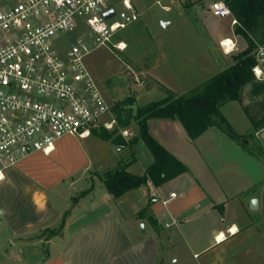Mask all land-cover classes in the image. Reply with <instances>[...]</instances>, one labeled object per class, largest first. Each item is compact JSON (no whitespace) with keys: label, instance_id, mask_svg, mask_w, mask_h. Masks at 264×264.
I'll list each match as a JSON object with an SVG mask.
<instances>
[{"label":"crops","instance_id":"obj_1","mask_svg":"<svg viewBox=\"0 0 264 264\" xmlns=\"http://www.w3.org/2000/svg\"><path fill=\"white\" fill-rule=\"evenodd\" d=\"M245 116L254 134L243 142L217 127L192 138L177 119H150V133L187 171L118 198L102 176L122 155L99 134L65 136L49 155H29L0 182V264H264V126ZM133 149L128 170L144 174L153 154L143 140Z\"/></svg>","mask_w":264,"mask_h":264},{"label":"built area","instance_id":"obj_2","mask_svg":"<svg viewBox=\"0 0 264 264\" xmlns=\"http://www.w3.org/2000/svg\"><path fill=\"white\" fill-rule=\"evenodd\" d=\"M164 1L156 2L170 11ZM110 8L116 12L106 19ZM208 12L241 26L225 0H211ZM139 18L133 0H0V182L29 155H49L65 136L85 138L94 128H113L111 106L85 64L88 38L124 51L127 43L114 42L116 34ZM229 39L231 51L221 41L225 53L237 46ZM254 43L252 71L264 82V42ZM121 134L133 136L128 128Z\"/></svg>","mask_w":264,"mask_h":264},{"label":"rangeland","instance_id":"obj_3","mask_svg":"<svg viewBox=\"0 0 264 264\" xmlns=\"http://www.w3.org/2000/svg\"><path fill=\"white\" fill-rule=\"evenodd\" d=\"M156 1L133 0L140 18L120 30L114 40L125 41L126 50L118 51L111 45H99L88 38L90 52L85 57V64L111 106V113L107 115L109 120H117L114 105L133 93L137 104L160 100L168 95L165 86L171 80L173 89L183 93L231 65L234 55L248 46V39L235 33L231 17H217L208 12L211 0H165L171 6L170 11H165ZM116 7L121 8L118 4ZM163 22H171V26L164 28ZM249 36L253 41H259L257 34L249 32ZM225 38H233L236 42V48L230 53H225L221 46ZM143 70L163 84L148 79ZM143 79L146 81L144 88L138 84ZM263 99L264 95H253L251 85H246L239 103L222 106L221 111L239 129L236 131L232 127L242 141L254 133L246 127L248 120L241 106L243 109L244 106L257 108ZM120 125L117 120L108 130L121 133ZM110 152H115L114 146Z\"/></svg>","mask_w":264,"mask_h":264},{"label":"trees","instance_id":"obj_4","mask_svg":"<svg viewBox=\"0 0 264 264\" xmlns=\"http://www.w3.org/2000/svg\"><path fill=\"white\" fill-rule=\"evenodd\" d=\"M225 1L241 25L236 27L235 33L248 39L247 48L234 55L231 65L186 93L175 94L168 90V95L162 99L138 106L136 113L133 108L135 97L120 100L114 105L120 126L123 129L133 126L136 131V135L128 140L113 130L93 129L94 133L111 140L116 146L124 145L120 151V163L102 176L114 197L118 198L149 181L160 186L187 171V166L150 133L148 121L152 118L177 119L192 138L200 136L210 127H217L229 137L240 139L221 108L228 102L240 101L246 85H251L253 95H264V82L257 80L252 71L255 43L249 36V32H253L258 35L260 42H264V0ZM244 109L255 129L264 126V99L257 108L245 106ZM139 140L145 142L154 157L153 164L141 175L128 170L136 156L133 145Z\"/></svg>","mask_w":264,"mask_h":264},{"label":"water","instance_id":"obj_5","mask_svg":"<svg viewBox=\"0 0 264 264\" xmlns=\"http://www.w3.org/2000/svg\"><path fill=\"white\" fill-rule=\"evenodd\" d=\"M115 12L116 11L114 8H110L104 12V17L106 19H109L115 14ZM162 25L164 28H167V27L171 26V22H163ZM133 108H134V113H136L137 109H138V105L137 104L133 105Z\"/></svg>","mask_w":264,"mask_h":264},{"label":"bare ground","instance_id":"obj_6","mask_svg":"<svg viewBox=\"0 0 264 264\" xmlns=\"http://www.w3.org/2000/svg\"><path fill=\"white\" fill-rule=\"evenodd\" d=\"M231 40L229 38L224 39V45L228 48L229 51L232 49V44Z\"/></svg>","mask_w":264,"mask_h":264},{"label":"snow or ice","instance_id":"obj_7","mask_svg":"<svg viewBox=\"0 0 264 264\" xmlns=\"http://www.w3.org/2000/svg\"><path fill=\"white\" fill-rule=\"evenodd\" d=\"M121 47H123V45H121ZM232 231H235V228H233ZM222 238H223V234H221V236L218 237V239H222Z\"/></svg>","mask_w":264,"mask_h":264}]
</instances>
